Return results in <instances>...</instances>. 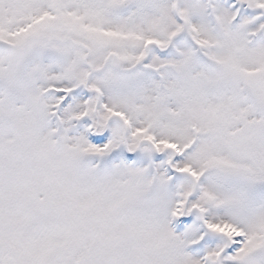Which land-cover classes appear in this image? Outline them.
<instances>
[{
	"label": "snow or ice",
	"instance_id": "6c2138e0",
	"mask_svg": "<svg viewBox=\"0 0 264 264\" xmlns=\"http://www.w3.org/2000/svg\"><path fill=\"white\" fill-rule=\"evenodd\" d=\"M0 264H264V0H0Z\"/></svg>",
	"mask_w": 264,
	"mask_h": 264
}]
</instances>
